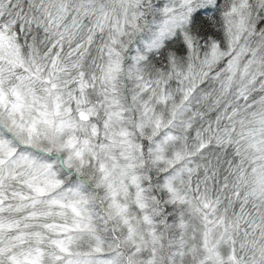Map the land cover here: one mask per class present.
Here are the masks:
<instances>
[{
  "label": "snow or ice",
  "instance_id": "6c2138e0",
  "mask_svg": "<svg viewBox=\"0 0 264 264\" xmlns=\"http://www.w3.org/2000/svg\"><path fill=\"white\" fill-rule=\"evenodd\" d=\"M219 6L150 4L162 22L125 60L144 0H0V264H264V0H237L223 13L236 31L201 40L213 17L200 13ZM77 121L163 162L143 232L122 217L109 234L79 202L44 201L61 182H41L22 150ZM65 208L70 222H49Z\"/></svg>",
  "mask_w": 264,
  "mask_h": 264
},
{
  "label": "clouds",
  "instance_id": "9594fccd",
  "mask_svg": "<svg viewBox=\"0 0 264 264\" xmlns=\"http://www.w3.org/2000/svg\"><path fill=\"white\" fill-rule=\"evenodd\" d=\"M158 2L159 0H144L142 10L146 13L147 22L141 20L142 32L133 37V42L129 45L130 50L125 53V60L135 55L136 51L143 47L142 41L158 30L163 18L158 19V10L149 8L150 4L155 5ZM234 2L237 0H220L218 8L213 7L211 11L200 13L199 19L202 21H208L209 17H213L201 32V40L207 36L209 41L215 38L216 43H220L225 40L229 28L233 33L236 31L235 22L238 17L223 15ZM252 2L255 3V0ZM164 3L175 4L177 8L179 7V0H164ZM256 36L258 37L259 33ZM245 39L254 41L256 37L249 38L245 35ZM20 43L25 46L23 40ZM156 56L159 58L158 50ZM127 67L126 65L125 68ZM125 79H127L126 71L121 73V81ZM28 115L25 113L26 118ZM72 116L75 118V112ZM135 122L132 113L129 112L123 123L132 130ZM77 124L78 127L74 132L66 130L56 137L55 142H49L42 130L41 135L36 139L39 147L22 150L23 154L35 162L34 174L41 182L49 179L61 182L58 187L50 190L43 198L44 201L61 200L66 204L79 202L77 207L91 216L98 229L101 231L107 229L109 234L113 226L120 224L122 217H127L137 231L143 232L147 227L143 222V216L152 213L156 206L154 197L161 196V190L158 188V169L163 162L154 161L147 154V150L144 155H141L138 150H129L124 145H110L103 135L91 136L88 122L77 121ZM119 126L120 123L117 122L116 127ZM72 134L78 138L76 145L72 148L63 147L57 150L59 145L63 144ZM85 139L88 140L87 144L83 143ZM130 139L134 143H141L135 134ZM101 145H108V147L102 148ZM39 148L50 149V151H40ZM77 150L82 152L80 157L75 155ZM101 164L104 165L103 171ZM133 177H136L135 181ZM177 186L179 187V184ZM140 203L145 204V207L140 208ZM56 211L66 215H53L49 222L71 221V213L67 208L53 209V212ZM28 247L29 245L25 244L23 248H16L13 251L19 253Z\"/></svg>",
  "mask_w": 264,
  "mask_h": 264
}]
</instances>
